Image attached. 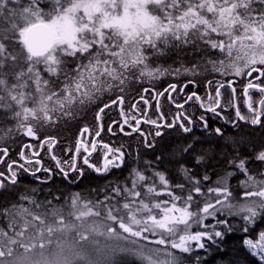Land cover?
Masks as SVG:
<instances>
[{
	"label": "snow or ice",
	"instance_id": "snow-or-ice-1",
	"mask_svg": "<svg viewBox=\"0 0 264 264\" xmlns=\"http://www.w3.org/2000/svg\"><path fill=\"white\" fill-rule=\"evenodd\" d=\"M173 53L179 67L159 63ZM185 55L192 57L191 66H185ZM201 73L220 77L206 81L203 97L184 91L197 85L195 79L162 90L147 86L165 75ZM228 77L245 80L240 95L247 114L237 99L236 80ZM136 84L144 86L131 95ZM161 98L177 111L162 110ZM98 101L94 133L82 127L74 147L66 148L72 159L62 164L52 153L58 137L41 138L39 130H58ZM192 104L233 127L238 121L264 126V0H0V163L9 154L5 142L22 135L40 141V150L47 146L66 179L71 172L83 175L78 159L104 175L122 168L126 156L133 155L124 144L99 139L106 110L115 107L120 116L110 123L109 134L142 138L135 153L139 161L138 148H155L165 131H193L196 121L186 109ZM226 111H234L233 120L224 116ZM198 120L207 130L206 116ZM214 132L223 136L220 128ZM196 139L174 155L195 153ZM238 144L233 142L236 155L227 163L245 176L240 192L228 183L234 172L208 183L212 178L206 165L214 151L209 146L195 155V163L205 166L199 176L179 165L184 182L172 183L160 170L162 157L157 155L154 161L145 160L143 169L131 168L124 181L109 182L102 197L74 192L58 204L55 195L44 200L20 195L19 203L0 207V264H125L127 257L140 264H186L185 256L193 252L207 253L209 245L219 249L235 231L231 218H239L245 234L264 220V148L241 157ZM98 149L103 150L100 166L89 159ZM37 156L34 145L23 144L22 163L11 161L7 172L0 171V191L15 190L18 169L35 175L40 168L30 166L41 165L33 159ZM250 161L261 170L253 173ZM244 244L264 264V231Z\"/></svg>",
	"mask_w": 264,
	"mask_h": 264
},
{
	"label": "trees",
	"instance_id": "trees-1",
	"mask_svg": "<svg viewBox=\"0 0 264 264\" xmlns=\"http://www.w3.org/2000/svg\"><path fill=\"white\" fill-rule=\"evenodd\" d=\"M199 82V81H198ZM201 87L203 82H199ZM227 98V96H225ZM229 120L234 119V111H232ZM231 118V119H230ZM74 123L70 125L60 127L58 130L49 129V135L57 131L55 136L61 139L62 142L67 143L74 133ZM220 128L223 132V136L215 134L214 129L205 135H185L183 133L176 134L168 137L162 144L161 150H158L154 155V160L157 155L162 157L161 163L159 164L160 170L164 171L172 183L184 182L182 176L178 172L180 164H184L193 170V174L199 176L202 170L205 168L203 165L195 163V155L199 154L202 148L213 146L214 151L208 158L206 170L211 176V180L208 183H213L216 180H222L227 176V173L234 172L235 175L227 177L229 185L232 187L234 192H240L242 189L239 184L240 181L245 179L243 173H240L237 169H234L232 165H229L227 161L236 155V150L233 148V142L239 141L237 149L241 157H251L254 151L264 148V126L257 128L244 127L238 123V130L230 132L224 123L219 121V125L215 126ZM52 130V131H51ZM45 136L46 134H42ZM41 136V137H43ZM193 137L195 140V153H189L185 155H174L178 153L180 147L191 140ZM26 142L31 140L16 142H7L5 146L13 151L14 156L19 155L20 147ZM50 164L55 166L54 163L49 159ZM249 168L253 173L259 172L260 165L257 162L250 161ZM141 167L140 169H143ZM128 172L124 174L114 175L112 178L107 180H100L95 177L83 181L78 186L70 185L63 177L56 178L53 182L48 184H39L33 181L21 180L14 187V191L6 192L0 191V207L5 206L10 202L19 203V196L22 194L35 195L37 200H44L51 198L52 196H59V201L54 203H63L66 198H69L72 193L79 192L81 195L102 197L101 189H103L109 182L124 181L128 176ZM35 189L33 193L31 190ZM26 203V202H25ZM234 221L235 231L231 234L226 235L222 242V246L218 249L214 245H209V251L205 253L203 250L193 252L191 256H185L186 264H258V260L251 255L247 250L244 240L246 238H253L255 241L257 232L264 231V220H260L254 229L250 230L249 233L245 234L240 231L241 221L239 218H231ZM4 224L3 220H0V225ZM195 230V229H194ZM113 243H116L113 241ZM122 243V242H120ZM200 257V260L196 258ZM125 264H140L139 260L134 257L125 258Z\"/></svg>",
	"mask_w": 264,
	"mask_h": 264
},
{
	"label": "flooded vegetation",
	"instance_id": "flooded-vegetation-1",
	"mask_svg": "<svg viewBox=\"0 0 264 264\" xmlns=\"http://www.w3.org/2000/svg\"><path fill=\"white\" fill-rule=\"evenodd\" d=\"M169 57L170 56H167L166 58L169 60ZM164 62H165V57H164ZM235 80H236V84L234 85V87H237V99H238V102L240 103L241 111H242V113L247 114L246 108H244V106H243L242 98L240 95L241 86L245 83V80H243V79H235ZM186 81L173 80V81L160 83L158 85H148V87H154L156 90H162V89L166 88L168 86V84H170V83H176L178 85H181ZM142 86H144V85L134 87L131 95H135L136 89H138ZM193 90L197 91L202 97L205 96V94H206V87L205 88L201 87L199 82L197 83V85L195 87H193V85L190 84L188 86V88H186L184 91H185V93H187V92H191ZM222 92H223V90H222ZM173 95L175 96L176 94L174 93ZM254 96H255V94H254ZM108 98H109L108 95H105L104 99L107 100ZM181 99H182V97H177L178 101ZM160 103H161L162 110H164L165 112L177 111V109H175L164 98H161ZM99 106H101V105H100V102L98 101L97 104L89 106L87 109H85L79 115L83 119L82 120H76V122L74 123L76 125L73 126L74 127L73 128L74 133L71 135V137H69L70 140L67 143L62 142L61 139L58 138L60 142L55 146V148L52 149V153L55 154L58 159H60L62 164L64 162L70 161L72 159L73 154L71 152L66 151V148H68L69 146L74 147V141L78 135L79 130L82 127L88 126L90 128V130H92L94 133L95 125H96V121L94 119V113H95V109L98 108ZM128 106H129V99L126 98L125 109H127ZM154 107H155V104L153 101V110L149 112V115L153 114ZM186 109L190 114H192L193 120L196 121V123L193 126V131L191 133H188V134L181 132L178 128L169 129V130L165 131V133L162 137L156 138L157 143H156L155 148H153V149H145L143 147L138 148L139 161H137L135 159V153L137 151V146L142 143V138H139L137 134H133L132 136H123L122 134H118L116 136H113V135L109 134L107 132V128L109 127L110 123H112V121H114V120H119L120 116H119L118 110L115 107L106 110L107 114L104 115L102 118V124L104 127V131L102 132L99 139L104 141V142L112 143L116 146H119L120 144H124L127 147V150L129 152L133 153V155L132 156H126L125 163H124L122 168H119V169L113 168V169H111V171H109L107 174H104V175L97 174L93 169L89 168L87 165H84L82 162V159H78L76 162V166L78 169L83 170V175L81 176L77 172H71L69 177L66 179L63 176V174L59 171V168L57 167L56 162L51 159V155L48 153L47 146H45L43 148V150H40L39 149L40 141L31 140V142H26V143H30V144L34 145L36 147V150L39 151V156L34 157L33 159L34 160L39 159L41 161V165L38 166V165L33 164L32 166H30V168L35 169V168L39 167L40 170L37 171L35 175H32L31 171L25 172L23 169H18L17 184L21 180L26 181L28 179L30 181H33V182H36L39 184H48V183L53 182L56 178H59L60 176L63 177L72 186H78L81 183H83V181L89 179L90 177H95V178L100 179V180H103V179L107 180V179H110L114 175H117V174H124L127 172L129 173L130 169L133 167H138V168L144 167L143 162L145 160H153L154 161V155L158 150H161V147L163 145L162 143L168 137L173 136L174 133H175V135L179 134V133H183L185 135H193V136L205 135V134H208L211 131V129H215V126L219 125V121L224 123L230 132H235L236 130H238L237 129L238 127H233L231 124L225 123L224 119H221L220 117H217V116L213 115L212 113H204L198 104H192L191 106L186 105ZM202 114L206 116L207 121H208V129L207 130H205L204 128H202L200 126V123L198 120V118ZM231 114H232V111H226L224 113V116L229 120L228 117H231ZM237 123H240L244 127L257 128V127H253L251 125H248V124L244 123L243 121H238ZM141 127L142 128H148L149 126L148 125H141ZM126 130H128V129L126 128ZM56 133H57V131L53 132L52 135H55ZM43 137H41V138H43ZM86 139L89 142H91L92 137L86 135ZM22 145L20 147V151H21ZM24 151H25L26 156H30L29 150L25 149ZM0 155H2V154H0ZM83 155L84 154L81 153V156H83ZM102 157H103V150L98 149V151L93 153V155L89 159H90L91 163H94L97 166H100L103 162ZM49 159H51V161L54 163L55 166H52L50 164ZM11 161H16L17 163H22V161L19 160V155L14 156L13 151L11 149H9V154L6 158H4V163H0V171L7 172V164L10 163ZM43 169H50L51 172L50 173L45 172ZM51 177H52V181L48 182L51 179ZM45 179H47V182L46 183L42 182Z\"/></svg>",
	"mask_w": 264,
	"mask_h": 264
},
{
	"label": "rangeland",
	"instance_id": "rangeland-1",
	"mask_svg": "<svg viewBox=\"0 0 264 264\" xmlns=\"http://www.w3.org/2000/svg\"><path fill=\"white\" fill-rule=\"evenodd\" d=\"M213 55H216V54L213 53ZM182 59H183V61L185 63V66H191L192 57L190 55H185V56L182 57ZM159 63L160 64H163L165 67H167L169 64H171L172 67H174V68H177V67L180 66V62L177 59V55L175 53H173L172 55H170L169 60L165 57V62H164V57H161ZM153 66H155V65H153ZM219 78H220L219 75L218 74H215V73H201L200 75L195 76V77H190V76H187V75H184V74H181L179 76H175V75H165L164 77L160 78L159 80H155L151 84H148V85H158L160 83H164V82H168V81H173V80H176V81H186V80H189V79H195V80H197L199 82H203V86L206 87V81L208 79H219ZM228 79H241V78L228 77ZM136 86H141V85L140 84H136L135 87ZM82 119L83 118L81 116H77L76 119H74L73 121L69 122L67 125H70L71 123H75L76 120H82ZM62 127H64V126H62ZM42 134L49 135V129L48 128H42V129H40L39 132H38V135L43 136ZM25 139L26 140H30L27 137H24L22 135H18L14 139H11L10 141H6L5 144L7 142H9V143L14 142L16 144V142H18V141L20 143V141H25ZM234 169H236V168H234ZM164 198L165 197H160V199H164ZM98 239H100L101 243H104L103 238H98ZM246 248H247V246H246ZM247 250H248V248H247Z\"/></svg>",
	"mask_w": 264,
	"mask_h": 264
},
{
	"label": "water",
	"instance_id": "water-1",
	"mask_svg": "<svg viewBox=\"0 0 264 264\" xmlns=\"http://www.w3.org/2000/svg\"><path fill=\"white\" fill-rule=\"evenodd\" d=\"M50 181H52V177H51V179L48 182H50Z\"/></svg>",
	"mask_w": 264,
	"mask_h": 264
}]
</instances>
